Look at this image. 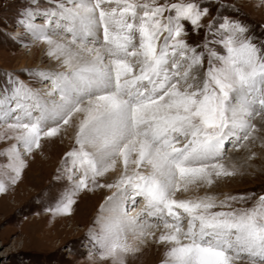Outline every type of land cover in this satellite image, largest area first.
<instances>
[{
    "label": "snow or ice",
    "instance_id": "obj_1",
    "mask_svg": "<svg viewBox=\"0 0 264 264\" xmlns=\"http://www.w3.org/2000/svg\"><path fill=\"white\" fill-rule=\"evenodd\" d=\"M212 3L218 0H25L17 13V26L46 43L47 54L69 71L32 73L51 81L47 98L7 75L0 141L15 143L0 149V167L16 184L24 156L83 114L61 169L69 187L50 210L70 215L80 192L115 189L101 209L108 215L90 234L112 264H126L144 238H156L153 220L166 229L158 238L170 245L164 264H264V194L176 198L236 175L222 163L227 145L254 139L251 120L264 114V39L219 9L205 24ZM186 24L196 35L204 29L201 44L188 43ZM201 68L202 81L194 74ZM117 161L118 179L100 183ZM6 190L0 180V193ZM138 197L145 207L130 216ZM252 197L251 207H234Z\"/></svg>",
    "mask_w": 264,
    "mask_h": 264
},
{
    "label": "rangeland",
    "instance_id": "obj_2",
    "mask_svg": "<svg viewBox=\"0 0 264 264\" xmlns=\"http://www.w3.org/2000/svg\"><path fill=\"white\" fill-rule=\"evenodd\" d=\"M164 2L165 0H159V3ZM168 2L174 3L177 0ZM24 4L25 0H0V85L6 82L8 74L14 75L45 97L52 90L51 81L40 82L32 73L36 70L65 72L69 69L47 54L49 46L46 47L42 41L35 40L25 33L24 28L17 26V13L23 11ZM218 9L223 15L247 25L251 30L250 34L254 33L264 39V0H218V3L211 4L210 14L203 22L207 24L213 20ZM43 23L44 21L40 24ZM186 27L189 31L186 37L188 43L201 44L204 29L196 35L191 32L190 25L186 24ZM54 39L59 40L61 37L56 36ZM201 50L197 49L198 52ZM23 60L28 64L19 68ZM194 73H198L200 80H203L204 69H196ZM45 83L49 85L40 89ZM76 136L77 133H74L69 137L59 135L56 138L42 139L39 149H35L30 156H24L27 167L16 184H11L4 175L10 173V170L0 167V180L7 187L4 193H0V264H112L110 259H101L90 234L99 231L101 206L115 189L104 187L80 192L75 197L76 203L70 215L56 214L50 210L58 195L69 187L67 174L61 169L65 154L76 147ZM13 143L14 140L0 141V149H6ZM246 143H249V147L244 143L243 150L239 151L242 162L235 167L236 175L216 179L210 187L200 185L190 188L189 194L178 192L176 198L209 195L223 199L226 195L255 193L258 197L264 194V142L262 144L251 139ZM229 153L231 151L227 150L223 161L227 160ZM5 163L6 160L0 157V165ZM115 180L100 178V183L108 184ZM83 193H86L87 199L81 196ZM256 197H252L247 204H235L234 207H251ZM138 202L144 200L137 198V205L129 209L130 216L135 212L133 209L137 211L143 207ZM47 212L54 214L46 219L44 217ZM184 227H187V221L184 222ZM155 237L141 243L140 252L127 257L126 264H164L170 245L157 243L159 236ZM236 264H248V261L238 260Z\"/></svg>",
    "mask_w": 264,
    "mask_h": 264
},
{
    "label": "bare ground",
    "instance_id": "obj_3",
    "mask_svg": "<svg viewBox=\"0 0 264 264\" xmlns=\"http://www.w3.org/2000/svg\"><path fill=\"white\" fill-rule=\"evenodd\" d=\"M42 21H44V20H42L41 19V21H40V23H42ZM17 35V34H16ZM17 37H18V35H17ZM44 45H46V47H48V45L46 44V43H44ZM22 64L19 66V68H22V67H24L25 66V64L27 63L28 64V62H26V61H22L21 62ZM27 67V66H26ZM25 67V68H26ZM67 69V68H66ZM67 71H69V70H67ZM195 74V73H194ZM46 85H49V84H47V83H45V84H42L41 86H40V89L42 88L43 89V87H47ZM42 92H45V91H42ZM49 92V91H48ZM47 92V93H48ZM46 93V94H47ZM46 98H47V96H45ZM83 119V114H76L74 117H73V119H72V121L70 122V124L69 125H66V126H64L63 128H62V130H61V133H60V135H62V137H69V135H73L74 133H77V131H78V124H79V122H80V120H82ZM262 122H264V114H261V115H257V116H255L252 120H251V123L252 124H254L255 126H256V129H257V131L254 133V139H252L253 141H258L259 143H262L263 144V142H264V123H263V125H260V124H262ZM0 131H1V133L3 132V128H1L0 129ZM56 138V137H55ZM55 140V139H54ZM250 143V142H249ZM249 143L247 144L246 142H245V145H247L248 147H249ZM227 150H228V152H230L231 151V153H229V156H228V158H227V160L226 161H222V163H224L225 164V166L226 167H228L229 169H232V168H235L236 166H238L241 162H242V158H240V153H239V151H241V150H243L242 149V147H241V149H240V147L239 148H237V147H233L231 144H229V145H227V148H226V154H227ZM238 151V152H234V151ZM241 155H243V154H241ZM34 168V167H33ZM121 171H122V166H121V163H120V161L119 162H117V166H116V169H115V171H112V172H109L105 177H102V178H104L105 180H108V181H112V180H114V179H117L119 176H120V174H121ZM204 187H206V186H204ZM202 188V187H201ZM208 188V187H207ZM192 189V188H191ZM199 191V190H198ZM206 191V190H205ZM189 191H187V193H188ZM202 192V191H201ZM110 193H112V195L115 193L114 191H111ZM184 193V192H183ZM196 193V192H195ZM205 193H207V192H205ZM86 193H83L81 196L84 198V199H87L88 198V196L87 195H85ZM185 194V193H184ZM189 194V193H188ZM198 194V193H197ZM189 196H191V195H189ZM189 198V197H188ZM187 198V199H188ZM141 203H143V204H141ZM141 203H139L138 202V204H139V206L141 207V206H143V207H141V208H139V210H134L133 209V207L134 206H136L137 205V203L135 204V205H132L133 207L131 208V210L132 211H135V212H133V214H131V216H137L143 209H144V207H145V201L144 202H141ZM102 206L106 209L107 207H108V203H107V198L105 199V201H104V203L102 204ZM102 206H101V209H102ZM53 214H54V212H47V214H45V217L44 218H50V217H52L53 216ZM108 215V213L106 212V211H104V212H101V214H100V222H102V218L103 217H105V216H107ZM152 223H153V225H158V226H154L153 228H151V229H149V231H151V232H154L155 233V236H160L161 234H163L165 231H166V229L163 227V224H161V223H159V222H157V221H151ZM187 228V227H186ZM185 228V229H186ZM150 238H151V236H149V237H146V238H144V240L142 241V242H140L139 243V247L141 248V246H140V244L141 243H143V242H145V241H150ZM157 243H159V241L157 242ZM165 245V244H164ZM166 246V245H165ZM152 249V248H151ZM141 250V249H140Z\"/></svg>",
    "mask_w": 264,
    "mask_h": 264
}]
</instances>
